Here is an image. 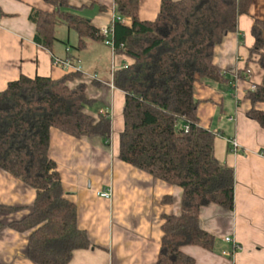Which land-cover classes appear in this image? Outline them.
<instances>
[{"label": "trees", "instance_id": "16d2710c", "mask_svg": "<svg viewBox=\"0 0 264 264\" xmlns=\"http://www.w3.org/2000/svg\"><path fill=\"white\" fill-rule=\"evenodd\" d=\"M44 1L54 9L33 10L31 15L39 45L52 50L59 41V24L76 34V53L88 41L103 40L88 18L68 10L67 0ZM250 3L161 0L155 19L142 20L139 0H114L117 15L131 19L130 26L117 20L112 24L115 52L132 59L114 69L111 80L125 94L118 158L182 188L180 213L166 215L161 225L157 264H194L182 248L210 250L215 242L200 226V209L210 204L234 208V169L215 156L216 133L199 125L194 84L198 77L226 81L213 63L214 49L237 29L238 17L248 12ZM250 31L249 53L257 56L263 75L244 95L251 103L246 116L264 129V109L256 108L264 103V19H255ZM66 57L73 59V54ZM79 75L80 71L59 78L20 75L0 91V168L35 189L30 213L8 226L29 232L27 257L36 264H68L75 250L92 246L48 154L51 128L76 138H110L109 114L88 113L91 100L85 84L70 85ZM0 210L12 208L0 205Z\"/></svg>", "mask_w": 264, "mask_h": 264}, {"label": "crops", "instance_id": "0c3cea01", "mask_svg": "<svg viewBox=\"0 0 264 264\" xmlns=\"http://www.w3.org/2000/svg\"><path fill=\"white\" fill-rule=\"evenodd\" d=\"M67 1L69 11L88 18L99 29L111 24L117 14L114 0ZM160 2L139 0L140 19H155ZM53 9L44 0H0V91L20 75H65L68 72L52 66V58L69 53L82 69L70 85L83 82L91 100L85 110L94 116H110L108 142L97 135L76 138L50 129L49 157L56 164L66 198L77 207L78 226L92 244L75 250L68 264H157L161 225L166 215L180 213L182 188L118 158L125 94L111 85L110 48L102 41H88L76 53L72 50L76 34L63 24L56 27L59 41L52 50L39 45L34 39L32 11ZM255 19H264V0H251L248 12L238 17L237 29L214 49L213 63L226 81L198 77L194 84L199 125L218 133L215 156L234 169L235 178L233 210L216 204L200 209V226L215 242L210 250L196 245L182 248L194 258V264H228L221 255L230 246L223 240L226 235H232L241 246L235 256L238 264H264V129L246 116L251 103L244 97L249 84L259 83L263 75L257 56L249 53ZM122 24L130 26L131 19L123 17ZM113 61L115 69L132 63L121 53H115ZM247 70L249 79H242ZM236 73L240 77L237 88ZM256 108L264 109V103ZM233 140L237 151H233ZM109 187L110 199L98 196V191ZM34 198V188L0 168V205L12 208L0 210V264H36L27 257L29 232L8 226L30 213Z\"/></svg>", "mask_w": 264, "mask_h": 264}, {"label": "built area", "instance_id": "2783aa9c", "mask_svg": "<svg viewBox=\"0 0 264 264\" xmlns=\"http://www.w3.org/2000/svg\"><path fill=\"white\" fill-rule=\"evenodd\" d=\"M121 21L123 20V17L115 14L113 16L112 23L106 26H103L100 28V34L103 37L102 42L107 45L110 48L111 51V80L113 76V71L115 69V64L113 61V55H115V47H114V42H113V22ZM52 66L55 68H60L64 70L65 72H71V71H81V66L78 65L72 58H67V57H58V56H53L52 58ZM126 66V65H125ZM240 79L239 75L236 73L234 75V87L237 88L236 81ZM242 79H249V73L248 70L244 72ZM111 85L112 81H111ZM255 83H250L249 84V90H254L255 89ZM235 88V89H236ZM237 90V89H236ZM184 129H188V125L184 126ZM218 135V133H216ZM233 151H237L238 149V144L235 140L231 142ZM98 196L110 199L112 197V191L111 188L103 189L101 191L97 192ZM223 240L227 243L230 244L228 248L222 249L221 255L227 259L228 264H238L236 262V253L241 249L240 244L234 239L232 235H226L223 237Z\"/></svg>", "mask_w": 264, "mask_h": 264}]
</instances>
